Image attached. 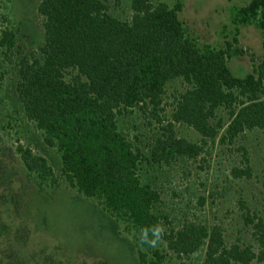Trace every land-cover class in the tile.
Masks as SVG:
<instances>
[{"label": "trees", "instance_id": "obj_1", "mask_svg": "<svg viewBox=\"0 0 264 264\" xmlns=\"http://www.w3.org/2000/svg\"><path fill=\"white\" fill-rule=\"evenodd\" d=\"M0 1V9L11 10L8 0ZM105 2L39 0L23 19L30 22L33 16L39 21L42 44L36 55L20 53L16 44L21 28L0 29V87L6 92L0 105L11 96L10 105L40 135L39 145L23 146L17 141L14 147L26 182L43 191L54 189L59 179L65 181L92 202L114 235L120 236L117 222L121 220L131 238L120 237L137 264H161L167 254L188 259L201 249L199 263L179 264H264V216L250 212L247 200L237 198L234 206L241 213L234 219V240L226 244V230L217 224L219 211H212L215 223L210 225L169 227L166 215L154 213L159 194L140 181L139 170L143 165L168 166L178 158L195 160L215 139L233 145L253 131L264 132V0H248L242 7L232 5L226 10L235 37L240 28L250 27L261 40L262 55L243 77L227 66L232 57L244 54L234 47L236 38L217 48L189 36L179 18L183 0H175L172 6L128 0V16L123 18L110 14ZM113 5L118 6V0ZM171 83L183 90L173 88L170 102H163ZM166 108L170 114L163 117ZM14 113L7 111L0 120L8 119L9 126ZM175 125L191 129L199 144L177 137ZM37 148L44 154L52 150L53 162ZM236 152L240 159L230 167V179L241 184L257 178L244 145L239 144ZM10 180L0 178L1 184ZM23 194L16 190L9 198L0 195V256L30 244V234L16 235V224L27 223L26 218L33 220L31 234L46 230L48 216L40 220L36 214L37 207L44 210L43 199L33 200L35 207ZM204 202L198 197L196 204ZM22 210L25 219L18 220ZM226 213L224 209L223 217ZM158 221L168 226L162 249L139 246L140 229ZM247 228L250 239L245 242L240 235ZM9 230L16 241L6 247L2 238ZM5 256L0 264H5Z\"/></svg>", "mask_w": 264, "mask_h": 264}, {"label": "rangeland", "instance_id": "obj_2", "mask_svg": "<svg viewBox=\"0 0 264 264\" xmlns=\"http://www.w3.org/2000/svg\"><path fill=\"white\" fill-rule=\"evenodd\" d=\"M157 1L166 2L167 5L172 6L175 0H153V2ZM183 1L185 3L179 18L183 24L185 23L189 36L195 37L201 44L209 43L217 48L223 47L225 43H230L233 38H236L237 44L234 47H240L244 54L232 57L227 66L237 77L250 73L253 65L257 64L262 55L261 40L250 27L240 28L235 37L232 24L225 19L226 10L229 7L232 5L242 7L248 0ZM8 2L12 6H8L11 10L5 12L0 9V29L12 25L16 30L21 28L17 30L20 39L16 44L20 53L36 55L42 44L39 21L36 22L33 16L30 17V22L23 19H26V15L31 13L39 0H8ZM1 3L0 1V6ZM105 3L110 14L118 18L128 16V0H118V6L113 5V0H106ZM187 11L190 14L186 13ZM5 17L7 22H3ZM222 34L226 35V38L223 39ZM13 58L10 57L11 63ZM5 66L9 67L7 64ZM173 88H176L177 92L183 90L177 83H171L165 88L163 102H170ZM4 90L5 88L0 87L1 98L6 93ZM8 97L4 99V106L0 105V117L6 115L7 111L15 110V113L14 119L9 121V126L6 125L8 119L0 120V127H2L0 128V178L5 180L9 177L11 180L8 185L4 182L1 184L0 181V195L9 198L12 191L22 190L25 193L22 198L33 203H35L33 200L43 199L39 202L44 210L37 207L35 203L36 214L40 220L47 215L48 223L45 224V232L40 230L33 234H31L33 220L30 218H26L27 223L16 224V235H21L23 232L30 234L32 237L31 240L29 239L30 244L26 248L14 247L11 252H1L0 259L7 255L5 264H51L50 260H54L56 264H137L132 254H129L128 249L124 247L126 245L124 238L120 237L131 238L125 232L124 223L121 220L117 222V231L120 236L114 235L112 229L105 227L103 219L93 209L92 202L77 194L75 189L70 188L65 181L58 178L59 184L54 189L45 188L43 191L36 190V186L26 182L18 166L14 147L17 141L23 146L32 147L35 142L39 145L40 135L31 123H26L22 119L20 110L10 105L14 99ZM169 114L170 109L166 108L162 115L168 117ZM174 133L177 137L199 144V137L185 126L175 125ZM239 144L244 145L245 156L254 169V175L257 176L241 184L235 183L228 174L230 167L238 163L240 159V154L236 152ZM44 152H40L37 148V153L44 154ZM52 153H54L52 150L47 149V153L44 154L51 163L53 162ZM139 170L140 181L147 183L159 194L160 199L153 209L154 213L166 215L170 222L169 227L178 229L186 223L210 225L215 223L211 220L212 211H219L218 218L221 221L217 224L225 228L224 241L230 244L235 237L234 219H237L240 212L236 211L234 206L237 198L247 200L250 212L258 211L264 216V132L253 131L246 134L239 142L235 141L233 145L219 144L215 139L212 143L207 142L195 160L178 158L168 166L143 165ZM9 174L12 175L9 176ZM54 175L59 176V172L55 171ZM211 194L212 197H210ZM198 197L205 199L201 206L196 204ZM16 208L20 209L21 206ZM224 209H227V213L223 217ZM22 212L23 210L19 213L18 220L25 219ZM228 216H231L233 220H228ZM167 227L165 226V229ZM249 231L247 228L246 233L240 235L244 239L242 241L250 239ZM9 232L11 234L2 238V242L6 241V247L16 241L12 236L13 231L9 230ZM160 244L157 246L158 249L163 247V243L160 242ZM202 255V249L188 259L182 260L167 254L161 264L199 263Z\"/></svg>", "mask_w": 264, "mask_h": 264}, {"label": "clouds", "instance_id": "obj_3", "mask_svg": "<svg viewBox=\"0 0 264 264\" xmlns=\"http://www.w3.org/2000/svg\"><path fill=\"white\" fill-rule=\"evenodd\" d=\"M165 231V225L159 221L150 227H142L137 235L139 246L147 245L149 248H156L163 240Z\"/></svg>", "mask_w": 264, "mask_h": 264}]
</instances>
